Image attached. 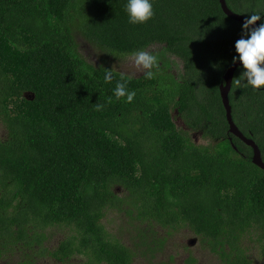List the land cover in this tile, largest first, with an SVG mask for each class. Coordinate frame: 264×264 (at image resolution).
<instances>
[{"label": "trees", "instance_id": "16d2710c", "mask_svg": "<svg viewBox=\"0 0 264 264\" xmlns=\"http://www.w3.org/2000/svg\"><path fill=\"white\" fill-rule=\"evenodd\" d=\"M151 2L152 19L133 25L127 0H0V258L131 264L138 247L102 224L111 210L135 223L149 263L182 229L221 264H252L246 237L264 261V170L227 134L218 91L242 24L218 0ZM225 2L264 23V0ZM73 30L118 54L160 45L181 60V73L123 75L135 97L117 100L121 74L106 83L103 69H111L79 56ZM228 98L233 122L264 162V88L231 86ZM171 108L206 146L176 128ZM56 226L69 234L48 248Z\"/></svg>", "mask_w": 264, "mask_h": 264}, {"label": "rangeland", "instance_id": "374dc122", "mask_svg": "<svg viewBox=\"0 0 264 264\" xmlns=\"http://www.w3.org/2000/svg\"><path fill=\"white\" fill-rule=\"evenodd\" d=\"M73 38L76 43V51L79 56L92 66H104L121 75L137 78L145 73L142 68H137L131 59V54H118L107 50L99 49L92 43L88 42L77 30H73ZM158 57L159 68L165 72L172 74L178 78L181 73L180 60L166 54L160 45H152L145 49ZM167 65V66H166ZM159 69V70H160ZM175 108L170 109L172 121L178 130L186 132L191 141L198 146H206L208 141L204 139L199 130H190L186 127L182 116L175 112ZM3 128L0 125V139ZM102 224L111 235V237L119 240L127 245H136L138 250L134 256L133 264H220L218 258L211 253L207 247L202 244L197 236L192 234L187 229H182L179 232L171 235L166 240L163 250L155 255L154 259L149 263L148 259L140 252V239L134 222L128 216L120 212L109 210L102 220ZM49 240L45 243L48 248H53L57 243L65 238L69 231L66 227L56 226L47 230ZM191 239H197L193 245H189ZM249 238H245L243 243L248 247V256L252 264H264L263 259L258 250V245H254ZM17 261L16 256L2 259L0 264H9ZM79 258L71 259L64 263H59L53 259L43 258L37 261L36 264H77Z\"/></svg>", "mask_w": 264, "mask_h": 264}, {"label": "clouds", "instance_id": "9594fccd", "mask_svg": "<svg viewBox=\"0 0 264 264\" xmlns=\"http://www.w3.org/2000/svg\"><path fill=\"white\" fill-rule=\"evenodd\" d=\"M125 11L129 18V23L133 25L145 24L152 19L153 5L151 0H127ZM258 14L248 15L242 24V35L235 43L237 56L233 58L235 64L237 60L243 71L231 81V86L249 87L254 90L264 88V23ZM131 59L137 68L145 70V78L153 79V69L159 70L158 57L146 50H138L131 54ZM104 81L110 83L113 79V70L103 69ZM114 96L117 100L126 97V102L131 103L135 97V92H129L127 81L123 75L120 77L114 89ZM112 99L109 97L108 103ZM103 105L96 104L95 110H102Z\"/></svg>", "mask_w": 264, "mask_h": 264}, {"label": "water", "instance_id": "95a60500", "mask_svg": "<svg viewBox=\"0 0 264 264\" xmlns=\"http://www.w3.org/2000/svg\"><path fill=\"white\" fill-rule=\"evenodd\" d=\"M219 4H220V8L221 11L223 12V14L225 16H227L228 18H230L231 20L243 24L244 19L246 18V16L240 15L238 13H235L233 11H231L227 5L225 0H218ZM259 26V21L257 22V25ZM242 67L239 63V61L237 60V62L234 64L233 62L227 67L226 71L223 73L222 75V81L219 84L218 87V91H219V96H220V100H221V104L222 107L224 109V113H225V120L228 126L227 129V134L237 138L239 141H241L244 145H246L247 147H249L251 149V163L258 167L261 170H264V162L261 158V153L260 150L258 148V146L255 144V142L249 138L246 137L235 125V123L232 120V115H231V106L229 103V92H230V88H231V81L233 79V75L235 73V71ZM176 109V108H175ZM175 112H178L177 109L175 110ZM171 117V116H170ZM172 119V118H171ZM229 141H231V139L229 138ZM233 149H235L234 146H232ZM196 239H191L189 241V245H193L195 243Z\"/></svg>", "mask_w": 264, "mask_h": 264}, {"label": "flooded vegetation", "instance_id": "af4514ba", "mask_svg": "<svg viewBox=\"0 0 264 264\" xmlns=\"http://www.w3.org/2000/svg\"><path fill=\"white\" fill-rule=\"evenodd\" d=\"M163 49V48H162ZM163 51H165L164 49H163ZM180 64H182V62H181V60H180ZM178 111V110H177ZM178 115H180L179 114V112H176ZM170 116L172 117V115H171V113H170ZM181 116V115H180ZM1 125V124H0ZM2 126V125H1ZM3 128V127H2ZM2 136H5V130L3 129V133H2ZM196 241H197V239H196ZM122 243V242H121ZM165 243V242H164ZM123 244H125V243H123ZM126 246H131V245H127V244H125ZM160 253V252H159ZM156 255H158V254H156ZM2 259H6V257H1L0 258V261L2 260ZM133 261H134V258L132 259V263L131 264H133ZM9 264H14V263H9ZM221 264V263H220Z\"/></svg>", "mask_w": 264, "mask_h": 264}]
</instances>
